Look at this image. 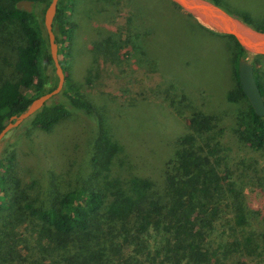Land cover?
Listing matches in <instances>:
<instances>
[{"label": "trees", "instance_id": "16d2710c", "mask_svg": "<svg viewBox=\"0 0 264 264\" xmlns=\"http://www.w3.org/2000/svg\"><path fill=\"white\" fill-rule=\"evenodd\" d=\"M18 1L0 0V131L12 115L57 84L43 15L37 10L41 5L46 8L50 0H31V11L18 8ZM141 2L149 11L142 13L156 21L170 18L164 12L180 9L171 0ZM73 5L74 0H59L53 21L65 73L63 89L19 127L25 131L22 138L29 139L38 130L68 127V118L84 114L96 121L98 131L87 151L76 146L64 150L44 178L27 184L30 192L13 173L11 181L7 179V165L12 172L15 155L4 153L0 158V242L10 236L15 240L13 231L26 222L30 239H18L24 244L34 241L27 248L11 250L6 264H264V200L262 207L253 208L246 196L248 189H254L264 197V165L233 156L230 147L222 144V128L217 129L215 116L192 109L187 128L175 137L172 154L157 159L155 167L164 164L157 176L146 164L143 176L118 167L115 176L109 173L124 148L110 133L106 105L89 96L64 63L71 57L76 27L71 19ZM133 7L131 24L139 16L134 3ZM186 16H179L184 24L195 23L190 14ZM237 17L264 32V23L256 25L246 14ZM201 27L227 42L225 51L233 68L231 101H245L233 130L236 141L244 148L264 151V116L254 112L237 72L238 61L250 55L264 100V55L248 54L233 36ZM96 43L112 54L125 46L140 48L138 40L127 35L114 43ZM178 108L183 113V106ZM62 132L58 144L67 147L71 136L65 129ZM58 165L56 170L53 166ZM126 171L130 174L123 177Z\"/></svg>", "mask_w": 264, "mask_h": 264}, {"label": "rangeland", "instance_id": "374dc122", "mask_svg": "<svg viewBox=\"0 0 264 264\" xmlns=\"http://www.w3.org/2000/svg\"><path fill=\"white\" fill-rule=\"evenodd\" d=\"M74 1L71 19L76 27L70 42L72 59L71 63V57L64 63L69 64L74 81L81 83L89 96H97L106 105L104 116L110 122V133L124 148V154L114 159L109 171L112 177L116 167L146 175L142 168L145 164L153 171V177L161 173L164 164L155 167V163L164 155L172 154L175 137L187 128L192 109L215 116L217 129L222 128V144L230 147L233 156L256 159L264 165V151L244 148L234 137L235 122L245 101H231L233 68L224 39L206 32L194 17L191 19L194 24H184L181 17H189L180 9L164 12L170 18L156 21L142 13L149 11L144 10L141 0H132L139 16L131 24L129 19L134 7L129 0ZM215 1L235 16L246 14L256 25L264 23V0ZM43 8L44 5L37 8L40 17L44 14ZM186 22L189 21L186 19ZM125 35L138 40V51L125 46L112 54L96 43L103 40L114 43ZM246 59L253 60L250 55ZM180 106L183 113L178 112ZM70 119L65 124L68 127L38 130L29 139L22 138L25 131L21 125L12 129L0 142V158L4 153L15 155L12 172L11 165H7L8 181L13 173L22 180L21 186L27 187L33 178H44L48 166L61 160L64 150L66 153L76 146L87 151L98 131L96 121L84 114ZM64 129L71 136L66 138L67 147L58 144L64 136L57 135ZM79 166L82 164L76 167ZM53 167L59 170L61 166ZM128 174L126 171L123 177ZM27 191L30 192L28 187ZM246 196L253 208L263 206L264 197L256 190L248 189ZM13 232L17 236L15 240L10 236L7 242H0V264L8 262L11 250L16 247L34 244L33 240L24 244L18 239V236L22 240L30 239L28 222Z\"/></svg>", "mask_w": 264, "mask_h": 264}, {"label": "water", "instance_id": "95a60500", "mask_svg": "<svg viewBox=\"0 0 264 264\" xmlns=\"http://www.w3.org/2000/svg\"><path fill=\"white\" fill-rule=\"evenodd\" d=\"M183 12L190 14L206 27L234 37L236 42L251 55H264V32L245 24L239 17L215 4L211 0H171ZM59 0H50L43 14V25L47 34L49 51L54 65L57 84L55 88L35 98L28 107L19 114L12 115L0 131L1 140L14 128L33 116L63 89L65 73L59 62L58 46L55 41L53 21L57 12ZM31 0H19L18 8L31 11ZM238 79L243 93L258 116H264V100L254 77L253 65L246 58H241L237 65Z\"/></svg>", "mask_w": 264, "mask_h": 264}]
</instances>
